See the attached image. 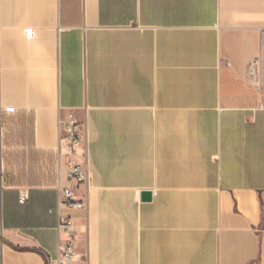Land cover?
Segmentation results:
<instances>
[{
  "label": "crops",
  "instance_id": "0c3cea01",
  "mask_svg": "<svg viewBox=\"0 0 264 264\" xmlns=\"http://www.w3.org/2000/svg\"><path fill=\"white\" fill-rule=\"evenodd\" d=\"M66 216L72 264H264V0H0V264Z\"/></svg>",
  "mask_w": 264,
  "mask_h": 264
},
{
  "label": "built area",
  "instance_id": "2783aa9c",
  "mask_svg": "<svg viewBox=\"0 0 264 264\" xmlns=\"http://www.w3.org/2000/svg\"><path fill=\"white\" fill-rule=\"evenodd\" d=\"M64 131L68 140V147L71 151H75L81 144V137L77 129V122L72 113H68L64 120ZM66 172L70 186L62 190L61 196L58 197V207L82 208L84 207V202L76 197L73 185L86 181V170L81 163H70ZM20 198L21 200L23 199V197ZM57 229L59 233H64L66 237L58 244V252L54 264H72L77 257L74 245L75 230L72 219L68 216L60 217Z\"/></svg>",
  "mask_w": 264,
  "mask_h": 264
},
{
  "label": "water",
  "instance_id": "95a60500",
  "mask_svg": "<svg viewBox=\"0 0 264 264\" xmlns=\"http://www.w3.org/2000/svg\"><path fill=\"white\" fill-rule=\"evenodd\" d=\"M151 198V191L144 190L140 193V199L141 200H149Z\"/></svg>",
  "mask_w": 264,
  "mask_h": 264
}]
</instances>
